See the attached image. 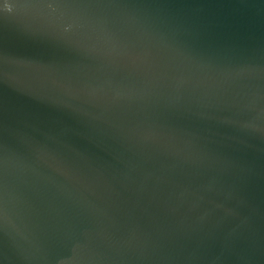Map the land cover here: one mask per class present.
<instances>
[{
    "label": "water",
    "instance_id": "water-1",
    "mask_svg": "<svg viewBox=\"0 0 264 264\" xmlns=\"http://www.w3.org/2000/svg\"><path fill=\"white\" fill-rule=\"evenodd\" d=\"M0 264H264V0H0Z\"/></svg>",
    "mask_w": 264,
    "mask_h": 264
}]
</instances>
